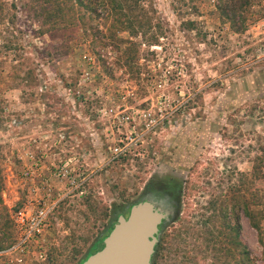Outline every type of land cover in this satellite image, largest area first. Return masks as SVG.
I'll use <instances>...</instances> for the list:
<instances>
[{
    "label": "rangeland",
    "instance_id": "rangeland-1",
    "mask_svg": "<svg viewBox=\"0 0 264 264\" xmlns=\"http://www.w3.org/2000/svg\"><path fill=\"white\" fill-rule=\"evenodd\" d=\"M0 5V264H78L150 177L176 198L155 264H214L221 196L264 193V0L240 34L215 0H142L137 33L105 43L99 22L48 37L29 0ZM239 224L262 264L264 219Z\"/></svg>",
    "mask_w": 264,
    "mask_h": 264
},
{
    "label": "trees",
    "instance_id": "trees-1",
    "mask_svg": "<svg viewBox=\"0 0 264 264\" xmlns=\"http://www.w3.org/2000/svg\"><path fill=\"white\" fill-rule=\"evenodd\" d=\"M176 1L184 2V0ZM29 2H31L35 20L39 25V33L46 34L48 37L63 36L77 26L83 30L84 21L87 20L99 22L101 23L99 25L104 26L103 32L93 29L97 39H102L103 43L114 40L115 34L118 32L126 31L135 35L139 29L133 27V23H139V21L137 20L138 16H134L132 12L135 8L140 7L142 0H29ZM250 3L251 0H215L214 8L220 21L227 24L233 33L240 34L245 30V11ZM192 26V22H186V28ZM150 39L149 45L156 42L155 36L151 35ZM258 163L252 165L249 179L250 181L255 178L262 180L264 191L263 165ZM249 186L251 187V182ZM221 197L223 200L220 201L219 213L222 220L210 247L214 258L213 262L214 264H231L232 260L233 263L236 262L235 264H252L248 259L247 251L238 240L239 215L242 213L249 225L258 230L257 222L264 219V193L257 197L251 189H247L245 197L232 186ZM254 207H258L259 210H253ZM7 222L4 216L0 217V242L6 239L4 231ZM162 230V226L158 227V233L161 234ZM107 232L108 229L95 242L103 238ZM159 240L161 241V238L158 236L150 264L156 263ZM89 249L78 264L84 259ZM235 255L239 256L240 261L233 260ZM262 264H264V254Z\"/></svg>",
    "mask_w": 264,
    "mask_h": 264
},
{
    "label": "water",
    "instance_id": "water-1",
    "mask_svg": "<svg viewBox=\"0 0 264 264\" xmlns=\"http://www.w3.org/2000/svg\"><path fill=\"white\" fill-rule=\"evenodd\" d=\"M172 216L171 208L155 209L148 201L135 204L126 218H117L79 264H150L158 227Z\"/></svg>",
    "mask_w": 264,
    "mask_h": 264
},
{
    "label": "flooded vegetation",
    "instance_id": "flooded-vegetation-1",
    "mask_svg": "<svg viewBox=\"0 0 264 264\" xmlns=\"http://www.w3.org/2000/svg\"><path fill=\"white\" fill-rule=\"evenodd\" d=\"M175 199L174 183L169 180L150 177L141 189L138 203L148 201L153 204L155 209L165 210L168 208H175ZM124 217H127V213ZM169 218L171 219L172 217ZM166 224L167 223L162 222L160 226L163 228ZM159 234L160 233H158V236Z\"/></svg>",
    "mask_w": 264,
    "mask_h": 264
},
{
    "label": "built area",
    "instance_id": "built-area-1",
    "mask_svg": "<svg viewBox=\"0 0 264 264\" xmlns=\"http://www.w3.org/2000/svg\"><path fill=\"white\" fill-rule=\"evenodd\" d=\"M117 149H114V151H116ZM44 217H45V214L43 212H39L36 216V219H37V222L35 224V227L38 228V227H41L42 225V222L44 220ZM36 232H38V229H36Z\"/></svg>",
    "mask_w": 264,
    "mask_h": 264
}]
</instances>
